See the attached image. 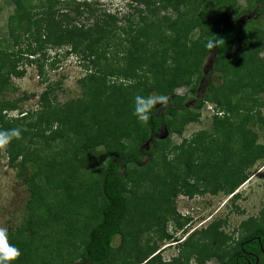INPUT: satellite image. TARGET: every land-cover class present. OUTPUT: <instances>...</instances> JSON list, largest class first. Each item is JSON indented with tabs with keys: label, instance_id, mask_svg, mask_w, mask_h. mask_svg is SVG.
Listing matches in <instances>:
<instances>
[{
	"label": "trees",
	"instance_id": "1",
	"mask_svg": "<svg viewBox=\"0 0 264 264\" xmlns=\"http://www.w3.org/2000/svg\"><path fill=\"white\" fill-rule=\"evenodd\" d=\"M9 1L14 6L9 17L13 46L20 44L21 30L30 42L15 51L0 49V95L14 90L10 79L24 76L23 64L37 65L43 76L41 60L63 46L80 56L86 71L79 79L82 97L61 105L49 100V86L39 97L38 110L7 118V110H18L17 102L0 99V131L19 128L22 133L4 146L9 166L20 168L19 176L30 168L24 180L27 219L16 230L8 229L10 243L21 252L13 264H74L77 259L78 264H189L191 259L205 264L214 256L216 264L246 262L239 258L240 244L247 250L250 238L264 229V204L259 220L239 224V241L221 231L224 221H216L178 242L180 254L169 261L162 260L155 242L141 245L139 239L145 230L170 239L169 219L181 229L189 221L180 222L172 205L176 195L232 194L247 179L246 168L264 157V145L252 127L264 131V99L259 98L264 91V0H243L242 9L241 0H127L138 15L121 18L99 0H40L37 12L31 0ZM168 8L174 18L160 15ZM84 16L95 22L87 27ZM217 38L224 43L209 49L207 43ZM209 55L222 84L205 83L209 89L197 97L205 76L202 63ZM183 86L192 98L175 94ZM152 93L168 101L161 110L153 109L147 123L139 122L133 115L134 97ZM207 102L216 110L209 132L200 131L179 145H171L169 136L156 138L159 130L181 135L186 125L199 120ZM149 141L151 150L141 147ZM99 146L105 147L108 160L100 179L91 182L88 177L95 175L88 165ZM141 154L150 161L139 167ZM144 166L153 178L141 171ZM148 198L153 213L145 209L142 220L131 213L135 225L127 226L129 208L136 211ZM85 206L89 212L84 216ZM117 235L122 242L114 247Z\"/></svg>",
	"mask_w": 264,
	"mask_h": 264
},
{
	"label": "rangeland",
	"instance_id": "2",
	"mask_svg": "<svg viewBox=\"0 0 264 264\" xmlns=\"http://www.w3.org/2000/svg\"><path fill=\"white\" fill-rule=\"evenodd\" d=\"M31 1L33 6L32 9L34 12H37L40 8H35V5H37L38 2L42 4V1ZM244 3L245 2L243 0L238 1V7L241 9L244 8ZM99 4H101L102 8L108 9L112 13L117 14V17L119 18L123 17L124 14L125 16L138 15V10L133 8L134 5H132V7H128L127 0H99ZM68 6L69 4L61 7L62 11H68ZM140 9L143 11L145 10L144 8ZM13 12L14 6L9 0L0 1V42L3 45L0 46V49L3 48L8 51H15L18 48H24L27 45L26 42H30L26 41L27 33L21 30L19 32L21 35V42L17 47L13 46L14 39L9 35V17L12 16ZM160 15H169L172 18L175 17V13L172 12L170 8L164 10ZM251 17H254V13L251 14V16L249 15V17L247 15L242 17L240 21L244 23L248 20V18L250 19ZM84 21L87 27L95 22L93 17H86ZM71 24H74V22ZM260 24L264 25V18L261 19ZM192 38H196V33L192 34ZM67 49V47L63 46L59 49H55L46 53L47 60H41V63L43 64V76L39 75L37 65L29 63L27 65H21L25 69L24 76L20 78L11 77L10 82L12 86H14V90L4 92L0 95L1 100L17 102L18 110H7V118L17 116L19 112L38 110V108L41 106L39 103V97L43 91L48 89L49 86L52 89L49 91L48 96L49 100L53 104L61 105L69 100L82 97V88L79 84V79L86 74V71L85 68L79 63L80 56L73 53H67ZM263 55L264 53L261 54V56ZM210 58L211 57L209 55L208 58L202 63V66H204L203 72L205 76L201 79V84L196 93L197 97H202L203 94L209 89L207 87L209 82H211L213 86L222 84V79L219 76V72H213L211 69L212 65H210ZM112 65L116 64L114 63ZM193 77H195V75ZM205 83H207V85ZM174 92L179 96L185 95L187 100L192 98L191 95L188 94L187 87H177ZM151 95L159 96L155 93H152ZM259 98L261 100L264 99V91L260 93ZM211 105L214 104L210 102L204 104L205 107L203 106L201 109L199 120L186 125L181 135H177L175 133L169 134L165 130H159V134L156 136V138L165 139L169 136L171 145H179L184 140H190L194 134L200 131L209 132L212 127L211 118L212 115H214V112L212 113V111H210ZM161 106H163V104H158L156 107H160L161 110ZM214 111L216 112L215 109ZM260 112L262 115H264V108L261 109ZM252 127L258 132V142L264 145V131H259V128H257L255 125H252ZM124 142L130 143L129 140H124ZM51 147H53V150H57L59 146L51 145ZM141 147L145 148L146 150H151L153 148L150 141L142 143ZM47 150L48 149H45L46 153H48ZM53 150L50 149L49 152H53ZM105 156V147L103 146L97 147L95 149V153H92L88 170H93L95 176L94 178L88 177L91 182L94 179H100L106 161L108 160V157ZM140 156L143 159L142 163L138 165L139 167L150 161V157L148 155L141 154ZM29 165L31 164L28 163L27 166ZM22 170L23 174L19 176L20 168H13L9 166L8 157L4 150V146L0 147V227L6 228L7 230L9 228L13 231L16 230L21 226L28 216L26 203L29 199V191L26 184L24 183V180L29 177L30 168ZM143 170L145 171V176L152 178L154 177V175L148 172L145 166L141 168V171ZM245 172L247 174V179L242 184H240L232 194H224L219 192L215 195H212L208 192H205L202 195L196 194L193 197H188L184 194L176 195L173 198L172 203L174 210L178 214L180 222L185 223V221L182 219L186 220L189 218L188 224H185V226L182 227V230L176 225V222L174 223L171 219H169L166 224V229L170 239H162V237H159L160 234L145 230L140 234L139 243L141 245H145L146 242H155V245H157V251L160 252L162 260L169 261L180 254V245H177L178 238H180L179 242H181L185 238H188L187 236L190 232H200V230H205L208 226H210L211 223L216 221H224L221 225V231L223 230L224 234L230 235L236 239L239 236L238 228L241 222H243L246 218L259 220V217L262 216L261 210H263L264 204V157L258 159L252 167L246 168ZM86 177L87 168L85 174H82L81 178L85 179ZM154 183L155 182L151 183L152 186ZM128 186L131 185L128 183ZM233 194H238V197L232 198L231 195ZM97 199L98 203H102L101 198ZM136 207L137 210L133 212L132 208H129L127 214L129 221L125 222L127 226L132 224L135 225L134 222L130 221L131 213H133L138 219L142 220L147 217V214H145V209L148 211L150 210L152 213L154 210V206H152L150 198H148L146 202L144 201L143 203L137 204ZM82 212H84L82 215L88 213L89 207L85 206L82 209ZM80 215L81 214H77L75 216ZM139 227H144V225L139 223ZM197 235L198 236L196 238L200 237L201 234L197 233ZM121 242V236L117 235L114 237V247L119 246ZM232 246L233 244L226 245L227 248ZM207 261L208 262L205 264H214L219 262V259L212 258ZM78 263H80V260L77 259L74 261V264ZM189 264H195L194 259H191Z\"/></svg>",
	"mask_w": 264,
	"mask_h": 264
},
{
	"label": "clouds",
	"instance_id": "3",
	"mask_svg": "<svg viewBox=\"0 0 264 264\" xmlns=\"http://www.w3.org/2000/svg\"><path fill=\"white\" fill-rule=\"evenodd\" d=\"M221 43H224V41L217 38L215 40H210L206 46L212 49L213 47H219ZM166 100L167 97L164 95L153 96L138 94L134 97L133 115L139 122L147 123L151 118L153 109L158 104H164ZM210 111H212V113L214 112L212 105ZM21 134V129L19 128L0 131V147L8 145L13 138H19ZM20 255V249L16 247L15 244L10 243L8 230L0 227V264H13Z\"/></svg>",
	"mask_w": 264,
	"mask_h": 264
},
{
	"label": "flooded vegetation",
	"instance_id": "4",
	"mask_svg": "<svg viewBox=\"0 0 264 264\" xmlns=\"http://www.w3.org/2000/svg\"><path fill=\"white\" fill-rule=\"evenodd\" d=\"M248 219L249 218H246L244 221H248ZM261 219L263 221L262 225L264 227V218H261ZM191 233H193V232H190L188 234V236ZM258 233H259V235H254L252 238H250L251 243L249 245L250 247L247 250L243 249L242 243L240 244L241 253L239 255L240 256L239 258L246 260V262H244L242 264H264V229L262 231H259ZM239 240H240V238H237L236 241H239ZM179 241H180V238H178L177 242H179ZM212 258H217V257L214 256V257H211L210 259H212ZM239 258L236 257L237 260H239ZM214 264H216V263H214Z\"/></svg>",
	"mask_w": 264,
	"mask_h": 264
}]
</instances>
